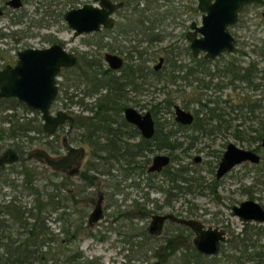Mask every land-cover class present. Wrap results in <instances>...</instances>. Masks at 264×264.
<instances>
[{"label":"flooded vegetation","instance_id":"obj_1","mask_svg":"<svg viewBox=\"0 0 264 264\" xmlns=\"http://www.w3.org/2000/svg\"><path fill=\"white\" fill-rule=\"evenodd\" d=\"M199 2L200 0H105L103 4L106 10L109 8L108 5L112 6V10L109 13L111 22L107 25L100 23L98 29L75 33L76 29L71 27L68 24L67 20L64 18L65 12L72 8L79 7L84 3H92L96 6L100 5V0H0V17H8V25H14V28L10 29L9 27L5 30L6 26L8 25L0 23V39H10V41H5L6 46L4 48L0 47V69L8 65L14 66L19 59V53L25 49H42L50 46L53 43L61 44L65 51L74 54L76 57V60L73 64L60 66V68L55 74V84L57 85V92L52 100V104L49 110L52 113H56V111L58 110H64L67 114L70 115V117L66 118L63 122L59 123L53 132H45L42 128V122L37 125V117L41 118V112L37 108H31L27 106L16 96H0V100L10 99V101H17L16 105L13 107L11 106L10 108L0 106V115L13 117L15 119L20 118L19 121H24L25 128L34 129L38 133L40 132V134L36 135L35 137L29 135L28 139V130L26 129L25 133L27 135L24 133V137H19L18 140H13L12 145L7 146L2 151H0L1 155V153L6 148L11 147L20 156L18 160L4 164V166L0 168V172L8 169L12 164L21 163L22 159L36 160L34 158H25L27 151L32 148H35L32 147L26 150L25 153V148L27 147V144L33 143L34 139L36 138L42 139L44 136H49V139L43 140L42 142L45 146L36 147H42L46 149L51 155L56 157L61 156L67 152V144L71 146L83 147L84 152L81 153V155L76 161L71 162L68 167L52 168V170L57 172L55 178V181L59 186L57 194L66 195L64 196V199L62 201L59 199L60 206L58 210L63 211L64 213H68V222L70 225V229L80 228L78 230L81 231L84 226L85 228H90L91 226L97 224L98 221L104 217L103 208L106 205V197L108 196V191L106 190L107 186L105 184H103V186L105 185V189L97 188L96 194L93 195L92 193L93 191L91 187L94 185L95 180L98 178V176H100V174L104 176L106 172H102V170L99 171L95 168L87 167L90 165L89 163L94 164L95 160L91 158V144L82 140V133H84V139L91 138L92 140V138H96L99 144L118 143L121 146L127 147L126 152L123 153L125 154V156L120 158V161H116L114 159H107L105 160V162H109L111 163V165H125L128 162H131L134 165V168H132L131 173H128L126 175L127 177L129 175L133 176L131 180L133 186H137L139 182L143 180V178H148V180H151V178L153 177L162 175V180L164 181V183L160 185L158 183V185L152 184L151 187H170L171 185H169V181L167 182V175H169V172L171 170L177 171V169L201 175L199 171L193 170V172H191L190 169L183 164H178L177 166L173 165L171 162L175 157L170 152L166 153L170 156V160L166 165H163L159 170H149V165L151 164L152 157L155 154L150 157L148 156L146 150L150 152L153 150V147L156 146L158 148H173V146L181 144L177 139H172L177 129L183 131L182 129L191 127L195 130L206 133L204 129L199 130L192 126V123L196 116L195 110L192 111L186 108L185 106H181L180 104L175 102V97H173L172 95L174 89L171 88V85L176 83V85L178 84L185 86L187 84L188 86H190L189 91H186L183 87H181V89H183L182 92L184 91V93L188 94V102L194 101L196 98L198 99L200 96L207 94L206 91L209 89H214V91H216L225 88V86H230L233 90H235L236 86L235 88H233V85L240 86L243 85V83L240 82L238 79H231L233 75L232 72L230 74H226L227 72L225 71V66L230 64V61H239L236 64H239L240 66L242 65L243 68H245L249 61L255 64V68L250 71V74L256 78V81L258 83H260L261 88L258 90V97L259 100H261V108L259 111L244 109L243 111H239V113L245 117L249 116V118L255 115H260L262 117V122L264 125V65L261 63V66H259L258 63L253 59H248L247 63L244 64V59H239L238 57L233 55V52L238 50V47L237 38L231 31V27L236 26L240 22L241 18H243L244 16L243 14H245L246 16H244L245 19H248L249 21L258 16L260 19L259 30L262 32L258 37V43L255 42L254 44H252L251 51L254 52L256 55H259L260 60L263 61L264 0H252L248 3H245L240 8V10L238 11L237 19L233 23L227 25L228 30L235 39L234 50H224L213 58L205 57L204 51L202 50H199L197 53H194L190 46V40L188 38L189 32H194V35L196 37L202 36V32L196 29V27H199L202 24V16L204 13V10L200 7ZM27 4H31L33 6L31 12L25 7V5ZM29 15L30 21H28L27 24L24 25V27H20L21 24L23 25L24 18ZM59 20H63L65 22L67 29H70L71 31L72 37L85 33L100 32L102 34L101 41L100 43H97V47L99 49L94 50V52H89L87 50L77 51L72 48H67L65 46L67 40L61 39L59 36L54 35V33H50L55 31L53 26L56 27ZM39 29L46 30L48 33H39ZM175 35L178 38H175L173 41L169 42L166 45L160 46V49H158V51L161 50L160 52L155 49H150L152 44L161 42L164 37ZM35 36L43 37L39 39H43V41L41 42L44 44L34 45L32 44V42H29V39ZM156 51L160 54L153 55V53ZM238 51H240L242 55L247 53V51L243 50L242 48ZM107 52L120 57L121 62L118 66L113 67L111 63L107 61V59L105 58V53ZM227 53H231V57H229L227 60H224L222 65L218 64L217 62L215 68L211 69L210 63L214 59L219 58L222 54ZM92 58H96L98 62L97 65L99 66L98 69L100 70H98V72L100 74L97 76L103 77V79H111L112 77L118 78L117 84L120 89L123 88L122 90L124 92L118 95L108 94L106 93L107 85H103L98 88V92L92 93L90 91L93 89L91 83L92 80H89L90 82H86L82 79L86 77L92 79L93 77L92 74L94 71L89 65L91 63H88V61L86 60H90ZM204 61H206L205 64H203ZM204 65H207V69L204 67ZM161 71H163L165 75V81L163 85L157 87L155 86V83L159 82H156V73H160ZM208 72H211V74H209ZM242 72L243 71H241L240 73ZM178 80H183L184 82L182 83L184 84L178 83ZM206 83L209 86L205 87ZM151 86H153L155 89L157 88L164 91V99L166 100L167 104H170V106L172 105V121L176 124V127L174 129L162 126L159 119L156 118V110L158 108L156 107V103L160 101H155L153 103L151 102V104L147 108L137 107L138 105H141L140 99H138L140 97L139 94L149 89V87ZM161 86H163V88H161ZM207 95L211 97H220V94ZM227 97H229L231 101L236 100L235 95H232V97L230 95L225 96L221 99H225ZM57 100H60L62 102V106L54 108V105ZM101 101L105 103H101L100 105L99 102ZM128 102H133L135 106L128 104ZM176 104L186 110H190L193 113V119L190 123H183L176 119V112L174 109V106ZM223 104L224 103H222V105ZM19 105L22 106L24 109L30 111L32 114H29V117L27 116L25 117V119H23L24 117L22 116L20 117L19 114L16 113V107ZM232 105L235 104L232 102ZM129 106L134 107L141 114H144L146 111L150 113L154 122V128L150 136H144L140 127L125 116V108ZM100 107H102L103 109H99ZM222 107L224 109L222 110V112H224L223 115L225 116L233 117L237 114V111L234 108L232 109L230 107L225 106ZM5 110H8V113H3ZM103 117H107V120H105ZM29 119L31 120V123L27 126L26 121H28ZM39 127L41 131H38L37 129ZM60 130H64V134L59 137ZM115 131H118L119 135L115 134ZM95 132H98L99 134H95ZM263 135L264 132L261 136H257L253 132H246V134L243 135L244 139H248L249 144L255 143L254 146H249L245 148H249L256 151L259 155V159L257 161L244 160L239 163H236L225 174L230 172L232 173V171L239 164H248L249 168L246 173L247 175H251L253 173V168H255L257 171L256 173H259L260 175L259 177H257L255 173V175H251L250 183L245 186V194L247 197L246 199L252 198L258 201L264 207V205L262 204V201L264 200V195L262 194L264 192V145H262L261 143V138ZM3 137H9V135L2 134L0 136V140ZM50 143H52L54 147L50 146ZM15 144L24 146L23 153L17 149ZM141 148L145 149L144 153L142 154H140L139 151V149ZM199 159L200 157L196 158V156H194L193 162H198ZM218 161L219 160H217V163ZM217 163L212 165L211 169L208 168L210 172H214L213 181L215 180V184L219 183L221 178L225 175L224 174L220 177L215 176ZM74 167L76 168V170L70 172L71 169H73ZM194 169L199 170L198 167ZM181 176L179 177L177 183H175V185L171 188L172 194L167 191L168 194H170L169 196L167 193L164 192V202L161 204L156 203L153 209H145L144 205L136 203L134 206L135 208L133 207L134 209H120L115 214H112L109 223H111L113 226L116 225L115 230L119 235H121V238H115V240L118 242L124 241V243H127L128 250L129 248L132 249L131 247L135 244L137 237H139L138 233L140 232H138L134 228V215L136 211H138V214L142 211L143 215L149 214V220L144 230L148 233L149 237L158 235L164 228L165 224L167 222H170L172 224H175L178 230L170 234L177 239L176 241L178 244H175L178 245V249H176V251L180 250L181 248H184L181 249L182 251H187V246L190 245V243L194 246L193 239L196 235L195 231H193L191 227L175 220L165 219L160 232L156 233L150 232L148 230L151 214L161 213V207L165 204L170 205L173 195H179V193H188L187 183L184 179L181 178ZM147 184L150 186L151 183ZM254 185L260 188L259 193H253L251 191ZM176 187L178 188V190H175ZM195 191L200 190L199 188H197ZM160 192L163 191L160 189ZM144 196L146 200H155L148 197V194H145ZM98 200L101 201L103 216L101 218H98L96 221H89L90 213L95 208ZM110 203L111 202H109L108 204ZM169 212L177 216L197 219L193 217L194 212L191 211L189 208L183 210L184 213H177L172 211H164L162 213ZM241 223L242 226L248 223L249 225L261 226L264 229V221H256L254 219H249L245 222L241 221ZM61 225L62 223L60 221V225L57 230L61 229ZM129 228H132L130 229L131 231H129ZM185 230L186 234L183 233V231ZM79 231L75 232L72 230L70 232L72 236L71 239L67 240L66 238L62 237L60 238V241L66 242L71 246H76V244L80 242ZM90 232L92 234V231L90 230L88 231V234ZM192 233L193 237L191 241H189L187 234ZM105 237L106 234L102 233L101 238ZM187 239L189 242H187ZM226 240L227 238L225 239V241ZM184 241H186L187 243ZM225 241H223L219 245L218 251H220L221 245ZM128 242L132 243V245H130V243ZM181 242H184L185 245L182 246L180 244ZM261 242L264 244V234L262 235ZM164 246H166V241L164 243ZM167 250H165V252H167ZM200 253L206 256L215 255V253ZM160 254L161 253L157 255L158 258L150 262L159 260L160 263L163 264L165 261L161 259ZM144 255L147 256V254ZM79 258L77 260H82V258ZM138 258H140V256ZM76 261L74 264H76ZM53 264L61 263L55 260ZM78 264H81V262H78Z\"/></svg>","mask_w":264,"mask_h":264},{"label":"rangeland","instance_id":"obj_2","mask_svg":"<svg viewBox=\"0 0 264 264\" xmlns=\"http://www.w3.org/2000/svg\"><path fill=\"white\" fill-rule=\"evenodd\" d=\"M80 1V0H79ZM91 1V0H86ZM25 7L31 12L33 9V6L31 4L25 5ZM245 16V14H243ZM241 18L240 22L236 25L231 27L232 33L237 38V47L239 49L246 50L247 53L242 55L240 51L236 50L233 52V55L238 57L239 59H244L243 63L246 64L248 59L255 60L259 66H261V63L264 65V60L261 61L259 58V55H256L254 52L251 51L252 44L255 42L258 43V37L260 36L261 32L260 29V19L258 16H256L254 19L249 21L248 19H245V17ZM30 18V15L24 18L23 25L21 24L20 27H24V25L27 24ZM0 23L4 25H8V17L3 16L0 17ZM14 28V25H8L6 26L5 30L7 28ZM19 27V26H18ZM55 29L54 35L59 36L61 39L67 40V43L65 46L67 48H72L77 51L87 50L89 52H94V50L99 49L97 46V43H100L102 34L99 33H85L81 34L75 37H72L70 29H67L65 22L63 20H59L56 27L53 26ZM179 29V28H177ZM175 29V30H177ZM39 33H48L46 30H38ZM43 37L35 36L31 39H29V42H32L34 45H42L41 41L43 39H39ZM175 38H178L175 36H166L163 38L161 42H157L155 44H152L150 49L157 50L160 49V46L166 45L169 42L173 41ZM69 39V40H68ZM109 39V38H108ZM0 47L4 48L6 46L5 41H10L9 38H2L0 39ZM101 51V50H100ZM154 52L153 55H158L160 53ZM159 50L158 52H160ZM229 57H231V53L222 54L219 58L214 59L210 63L211 69H214L216 66V63L222 65L224 60H227ZM185 58V56H184ZM184 82L183 80L179 81L178 83ZM164 82L155 83V86L159 87ZM184 84V83H182ZM183 87L186 91H189L190 86L187 84L184 85H176L172 84L171 88L174 89L172 92L173 97H175V102L180 104L181 106H185L186 108L194 111V108L198 107L199 105L195 102H188V94L182 92ZM243 90V89H242ZM241 90V87L236 86L235 90L232 89L230 86H225V88L216 90L209 89L207 90V94H220V98H224L225 96H241L243 92ZM248 94L250 98H255L259 96V91H251L248 90ZM140 97V103L141 105L137 106L140 108H147L151 102L155 101H161L159 107L156 110V118L159 119L162 126H165L167 128H175L176 124L172 121L173 120V112H172V105L167 104L163 99L165 97V92L160 89H155L153 86L149 87V89L141 92ZM192 98V97H190ZM187 99V100H185ZM128 104L134 105L133 102H128ZM62 106V102L60 100H57V102L54 105V108ZM135 106V105H134ZM77 108V107H75ZM261 107H257L256 111H259ZM3 113H8V110H5ZM16 113L19 114V116L29 117V114H32L30 111L24 109L22 106L16 107ZM23 113V114H22ZM18 116V115H17ZM20 119V118H19ZM37 125L42 122V119L40 117H37ZM237 120L231 119L232 127L233 124L236 123ZM2 127H7V122L1 123ZM27 134L36 136L39 135L34 129H27ZM178 130L175 132L172 139H177L181 144H177V146H173V148H166V147H153V150L148 152V156H153L156 153H172V155L175 157L172 160L173 165L183 164L187 166V168L190 169L191 172L199 171L202 175V179L204 181V186L202 192L200 191H194L192 193L187 194H181L179 195H173L170 205H164L161 208V213L164 211H172L177 213H184L183 210L186 208H189L191 211L194 212L195 218L199 219L204 223L205 226H219L224 227L226 229V238L232 237V235H235L236 233H240V230L242 228L241 221L234 215H231V206L233 204H238L240 201L246 199L245 194V186L250 183L251 181V175H255L259 177V173H256V169L253 168V173L251 175H247V170L249 168L248 164H239L236 166V168L232 171V173L225 174L219 183L215 184L213 182L214 178V172H210L208 168L211 169L212 165L217 163V160L220 158V154L223 152V150L226 147V144L228 142H233L241 147H249L254 146L255 143L249 144L248 139H238L232 134V128L229 130H220L213 132L211 134L203 133L198 130H195L193 128H185ZM64 134V130L59 131V137ZM54 136V135H53ZM38 137V136H37ZM49 139V136H44L42 139L36 138L34 139L33 143L27 144L26 150L36 147V146H45L42 142L43 140ZM13 140L9 137H3L0 140V151H2L5 147L12 145ZM264 153V152H263ZM25 155V154H24ZM199 156L200 159L198 162H193V157ZM32 164L36 165L39 170L43 171V174L49 173L52 168L47 166L45 163L37 161V160H31ZM197 163V164H196ZM198 167L199 170H195L194 168ZM102 168V166L100 167ZM107 168V167H106ZM215 170V169H214ZM41 171V172H42ZM110 171L114 174V176H111L108 172L104 176L100 174L98 178L95 180L94 185L91 187L93 195L96 194L97 188L105 189V185L107 186L108 196L106 197V205L103 208L104 211V217L101 218V220L98 221L97 224L94 226H91L90 228H85V226L82 228L81 231H79L80 234V242L76 244L77 251H79L80 258L82 260H77L76 264L78 262H81V264H146L147 262H150L157 257L159 253L165 254V250H167V247L164 246V243L166 239L171 236L172 232H176L177 226L175 224H172L170 222H167L162 229V231L155 236L149 237L145 240H140V236L137 237L135 244L129 248L127 243L118 242L115 240V238H121V235H119L116 230L115 226L109 223L110 218L112 214H115L120 209L126 210V209H134L135 204L139 203L141 205H144L145 209H153L156 205V203L161 204L164 202V192H160V190H156L155 188H152L151 185H160L163 184L164 181L163 176L159 175L156 177L151 178V180H148L143 178L141 182L137 186H133L131 183V180L133 178L132 175H129L128 177L126 175H123L122 170L117 169L116 166H113L110 168ZM255 173V174H254ZM116 174V176H115ZM19 179V178H18ZM148 180V181H147ZM118 181V186H115V182ZM99 182V183H98ZM147 183H151L150 186ZM158 183V184H157ZM103 184H105L103 186ZM149 186V187H148ZM213 186H215V190L213 189ZM3 190L6 191L5 198L9 197V190L4 187ZM115 191V192H114ZM253 193H259L260 188L258 186H253L252 190ZM0 197H3L4 194H1ZM145 194H148V197L151 199H155L154 201L146 200ZM264 195V192L262 193ZM30 198V197H28ZM264 199V198H263ZM260 200V199H259ZM111 202L110 204H108ZM264 205V200L262 201ZM170 206V207H169ZM134 207V208H133ZM149 220V214L143 215L142 211L141 213L138 211L135 212L134 215V222L135 226L134 228L139 232L141 230H145V227ZM48 224L54 231H57V228H59L60 220L54 218H50L48 220ZM180 227V226H178ZM182 228V227H180ZM129 228V231H131ZM92 231V234H88V231ZM184 230V229H182ZM106 234L105 238H101V234ZM183 233L186 234V230L183 231ZM124 234V233H122ZM146 234H148L146 232ZM189 241H191L193 237L192 234H187ZM187 239V242H189ZM186 242V241H184ZM184 242H181L180 244L184 246ZM186 242V243H187ZM122 243V245H121ZM138 243V244H137ZM177 243V242H176ZM229 242H225L224 244L227 245ZM236 243V242H234ZM232 243V244H234ZM178 244V243H177ZM230 244V243H229ZM231 244V245H232ZM237 244V243H236ZM66 245H70L67 243H62L61 247H66ZM164 246V247H163ZM181 248V247H180ZM184 249V248H181ZM178 250L173 256H168L167 260L163 264H180L179 262L182 261L180 259V255L182 254V250ZM128 250V251H127ZM127 253V255H126ZM144 254H147L145 256ZM217 258L221 259V251H218L215 253ZM140 256V258H138ZM143 256V257H141ZM210 257V255H207V257H202V260H206ZM113 262V263H112ZM222 261H219V264H221Z\"/></svg>","mask_w":264,"mask_h":264},{"label":"trees","instance_id":"obj_3","mask_svg":"<svg viewBox=\"0 0 264 264\" xmlns=\"http://www.w3.org/2000/svg\"><path fill=\"white\" fill-rule=\"evenodd\" d=\"M86 60L88 63H91L89 65L94 72L92 74V79L86 77L82 80L86 82L92 80L93 89L90 90L92 93L98 92V88L103 85H107L106 93L108 94L118 95L124 92L122 90L123 88L120 89L117 84L118 78L112 77L111 79H103V77L97 76L100 73L98 72L99 66L97 65L98 62L96 58ZM230 62V64L225 66L226 74L232 72L233 75L231 79H238L243 83V85L240 86L233 85V88H235V86L241 87V90L243 89L241 91L243 94L241 96L237 95L235 101H231L229 97L221 99L218 96L211 97L207 94L191 101L199 105L194 108L196 116L192 126L199 130L204 129V131L209 134L232 128L235 137L241 139H244L243 135L246 134V132H253L257 136H261L264 132L262 117L260 115H255L249 118V116L245 117L239 113V111H243L244 109L255 111L257 107H261V100H259V97L250 98L248 94V90L255 92L261 88L260 83L250 74V71L255 68V64L249 61L245 68H243L242 65L236 64L239 61H233L234 63L232 61ZM205 63L206 61H204L203 64ZM204 67L207 69V65H204ZM241 71L243 72L240 73ZM208 73L211 74V72ZM164 76L163 71L156 73V82H164ZM206 86L209 85L206 83L205 87ZM161 88H163V86H161ZM232 102L235 105H232ZM16 103L17 101H10V99L0 100V106L5 108L13 107ZM101 103L104 104L105 102H99L100 105ZM160 103L161 101L157 102L156 107H159ZM222 103L225 105H222ZM222 106L234 108L237 114L233 117L223 115L224 112H222V110L224 109ZM99 109L103 108L100 107ZM103 118L107 120V117ZM231 119L237 120V122L233 124V127ZM2 122H7L8 127H2ZM30 123V119L26 121L27 126ZM26 129L30 128H25L24 121L21 122L19 119L0 115V136L2 134H7L12 140H18L19 137L22 138L25 136ZM37 129L41 131L40 127ZM95 134L99 133L95 132ZM115 134L119 135V132L115 131ZM81 136L83 141L91 144V158L95 160L94 164L89 163L90 165L87 166L88 168H95L99 171L102 170V172H108L111 176H114L110 171V168L113 166L122 170L123 175L131 173L132 168H134L131 162L125 165H111V163L105 162L107 159L118 161L125 156L123 153L126 152V146H121L118 143L99 144L96 138H92V140L91 138L84 139V133H82ZM27 137L29 139V135H27ZM15 145L17 149L23 153L24 146L19 144ZM50 146L54 147L52 143H50ZM139 151L140 154H142L145 149L141 148ZM146 152L148 153V150H146ZM30 161L31 160L22 159L21 163L12 164L8 169L0 172V192L4 194L3 197H0V264H53L55 260L59 261L61 264H74L79 258L80 253L76 250V246L73 245L61 247L62 243L66 242L60 241V238L64 237L67 240L71 239L72 236L70 232L72 230L77 232L80 228L70 229L68 213L58 210L60 206L59 199L62 201L66 195L57 194V190H59V186L55 181L57 172L51 170L49 173L43 174V171L39 170L38 167ZM101 166L102 168H100ZM180 176L187 183L188 193L194 192L197 188L202 192L203 187L206 186L200 174L189 173V171L177 169V171L171 170L169 175H167V182L169 181L170 187L155 188L161 189L167 194L168 192L172 194L171 188L177 183ZM116 185H118V182H115V186ZM4 187L9 190V193H7L9 194L8 198L4 197L6 196V191L3 190ZM213 189L215 190V186H213ZM175 190H178V188L176 187ZM170 194L168 195L170 196ZM54 216L55 219H59L62 223L61 229L57 231L51 229L48 224V220L52 217L54 218ZM89 234H91V232ZM138 234L141 238L140 240L149 238V235L146 234L144 230H141ZM263 234V227L249 225L248 223L244 224L240 233H236L232 235V237L227 238L226 241L230 244L227 243V245H225V241L221 245V259L213 255L206 260H202V257L207 256L198 252L190 243V245L187 246L188 252L183 250L184 252L182 251V254L179 256L180 259H182L179 263L219 264L221 260V264H264V244L261 242ZM176 240L177 239L174 238L173 235L166 239V247L168 250L165 254H160L163 261H165L169 255H173L177 252L176 249H178V245L175 244L177 242ZM130 245H132V243H130Z\"/></svg>","mask_w":264,"mask_h":264},{"label":"water","instance_id":"obj_4","mask_svg":"<svg viewBox=\"0 0 264 264\" xmlns=\"http://www.w3.org/2000/svg\"><path fill=\"white\" fill-rule=\"evenodd\" d=\"M104 1L100 5L84 3L65 12L64 18L68 24L75 28V33L98 29L99 24L105 25L111 22L109 13L112 6L104 8ZM252 0H200V7L204 10L202 24L196 27L202 32V36L196 37L194 32L188 33L190 46L194 53L204 51V56L213 58L224 50L233 51L235 39L227 28L238 16V11L245 4ZM106 4V3H105ZM105 58L113 67L120 64L119 56L112 53H105ZM76 57L65 51L61 44L53 43L42 49H25L19 53V59L14 66H6L0 69V96H16L31 108H37L41 112L42 128L45 132L51 133L57 125L63 122L70 115L64 110L56 113L50 112L49 108L57 92L55 74L62 65H71ZM176 119L183 123H190L193 113L176 104L174 106ZM125 116L136 123L144 136H150L154 128V122L149 112L139 113L134 107H126ZM264 145V135L261 138ZM67 152L61 156H53L42 147H35L27 151L26 159H36L51 168L68 167L71 162L76 161L84 152L81 146L66 145ZM199 156H196V158ZM20 158L19 154L11 147L6 148L0 155V168L6 163H11ZM259 155L256 151L238 146L228 142L217 163L215 176L220 177L228 170L244 160L257 161ZM170 160L166 153H157L152 157L149 170H159ZM74 167L70 172L75 171ZM231 215L237 216L245 222L249 219L264 221V207L254 199H244L231 208ZM103 216L101 201L98 200L95 208L91 211L89 221H96ZM165 219L175 220L193 229L196 235L193 239L194 247L202 253L214 254L218 251L219 245L226 239V229L219 226H207L194 218L177 216L173 213L151 214L148 230L160 232ZM147 264H161L159 260Z\"/></svg>","mask_w":264,"mask_h":264}]
</instances>
